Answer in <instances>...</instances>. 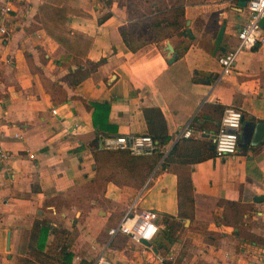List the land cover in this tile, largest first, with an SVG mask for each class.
<instances>
[{
  "label": "crops",
  "instance_id": "1",
  "mask_svg": "<svg viewBox=\"0 0 264 264\" xmlns=\"http://www.w3.org/2000/svg\"><path fill=\"white\" fill-rule=\"evenodd\" d=\"M244 1L0 0V111L8 134H22L1 138L9 157L0 159V264L32 259L29 233L40 219L42 252L70 253L69 264H91L101 252L113 264H155L146 249L106 233L144 184L136 210L156 213L148 246L170 257L163 264H261L264 44L238 51L229 75L216 59L236 46ZM220 27L224 51L214 52ZM89 102L107 109L93 113ZM227 106L247 123L245 138L215 157L212 135ZM186 123L203 134L176 138ZM157 131L168 138L154 165L152 155L99 146V137ZM221 201L245 209L225 224ZM163 216L179 223L170 235Z\"/></svg>",
  "mask_w": 264,
  "mask_h": 264
},
{
  "label": "built area",
  "instance_id": "2",
  "mask_svg": "<svg viewBox=\"0 0 264 264\" xmlns=\"http://www.w3.org/2000/svg\"><path fill=\"white\" fill-rule=\"evenodd\" d=\"M244 8L246 17L235 33L236 46L217 54L216 59L220 66V75H229L232 72L234 58L238 51L249 50L257 45L264 44V27L259 24V20L264 17V0H245ZM8 10V6L1 9L2 12ZM0 33H5L1 21ZM51 113L54 114V109H51ZM241 121L242 115L238 110L229 106L222 109L216 131L212 135L213 156L224 157L237 151ZM8 130L9 126L2 121L0 111V159L3 161L7 160L9 155L8 151L1 146V138L9 135V137L20 141L22 137L20 130H12L9 134ZM201 134H203V131L195 129L190 123H186L176 138H189ZM99 146L111 151L126 149L130 155L134 156H148L157 148L155 142L147 134H136L128 137L124 135L99 137ZM27 156L32 158L33 155L27 153ZM144 187L145 184L130 202L119 221L114 226L109 227L106 233L108 239L117 234L123 235L133 245L146 249L150 261L155 264H163L170 257L152 252L148 246L158 230L155 222L157 215L154 211L148 209L136 210V202ZM142 242H146L148 245L146 246ZM91 264H113V262L101 252L96 255ZM261 264H264V259Z\"/></svg>",
  "mask_w": 264,
  "mask_h": 264
},
{
  "label": "trees",
  "instance_id": "3",
  "mask_svg": "<svg viewBox=\"0 0 264 264\" xmlns=\"http://www.w3.org/2000/svg\"><path fill=\"white\" fill-rule=\"evenodd\" d=\"M105 3L108 5L110 3V0H105ZM148 12H150V11H148ZM106 16H107V14L99 17V20H102V18L106 17ZM100 62H102V59H100L94 63H87V69L88 70L93 69L94 66H96ZM89 105L93 108V113L96 110L99 111V110H106L107 109V104L104 102H102V103L89 102L88 106ZM154 113L155 112L151 111V115H153V117L155 118ZM145 114H146V112H145ZM156 120H157V124L160 127H162L161 117L156 119ZM146 121H147V123L150 122V121H148V119ZM95 135L98 136L97 134H95ZM150 137L152 138V140L155 142V144L157 146V148H155L153 150V152L150 155H148V156L152 155L154 157V161L152 162V164L154 165L155 162H157L162 155V151L160 150V148H161V145L165 144L168 136L165 135L162 131H157L155 133H152V135ZM173 147L174 146H172L171 150L173 149ZM211 149H212V146H211ZM119 152H123L127 155H130L126 149L120 150ZM168 154H169V152L163 157L162 162L166 161ZM130 156H134V155H130ZM220 204L224 207V209H227V212H230V214H228V213L224 214L223 213L222 218H223V221L225 224H230L232 222L230 216H233V219H234V216H235L234 214H237V217H239L240 214L245 209V206L241 205L238 202H234V201H221ZM163 223H164L166 232L169 235L172 233L173 229L175 230L179 226V223L175 219H173L169 216H163ZM233 223L235 224V226L237 225V221L233 222ZM47 231H48V227L46 226V223L44 220L40 219V220H34L32 222L30 233H29L30 241H31V245H29V253H30L32 259H30L29 257H18V258H16L17 264H69V260H70V256H71L70 253H64L61 251L57 254L52 255V254L42 252V248H43L44 241H45V238L47 235ZM61 232L65 233L64 230H61ZM80 264H89V263L83 262Z\"/></svg>",
  "mask_w": 264,
  "mask_h": 264
},
{
  "label": "water",
  "instance_id": "4",
  "mask_svg": "<svg viewBox=\"0 0 264 264\" xmlns=\"http://www.w3.org/2000/svg\"><path fill=\"white\" fill-rule=\"evenodd\" d=\"M242 5H244V2L241 3ZM186 24H188V21L186 22ZM259 24L261 27L264 26V17H262L260 20H259ZM185 33H188L189 34V29L188 28H185ZM221 33H222V27H220V29L218 30L217 34L215 35V39L213 41L214 43V47H213V51L216 52L217 50L219 51H224V49L222 47L219 46V42H220V39H221ZM163 51L165 52V55H166V61L167 63H170L172 62L173 60H175L176 58V54L175 52L173 51L171 45L169 44V42H166L163 46ZM247 123H242L241 125V132L239 134V137H238V143H237V149L239 147H242V142H244V136H245V127H246ZM254 202H259L262 200V197L259 196V197H253L252 199ZM143 244H145L146 246L148 245V243L146 242H142Z\"/></svg>",
  "mask_w": 264,
  "mask_h": 264
},
{
  "label": "rangeland",
  "instance_id": "5",
  "mask_svg": "<svg viewBox=\"0 0 264 264\" xmlns=\"http://www.w3.org/2000/svg\"><path fill=\"white\" fill-rule=\"evenodd\" d=\"M235 216H234V220H236V217H237V214H234Z\"/></svg>",
  "mask_w": 264,
  "mask_h": 264
}]
</instances>
